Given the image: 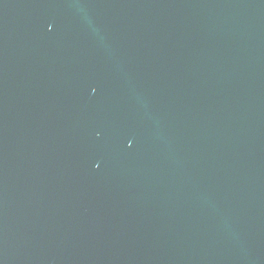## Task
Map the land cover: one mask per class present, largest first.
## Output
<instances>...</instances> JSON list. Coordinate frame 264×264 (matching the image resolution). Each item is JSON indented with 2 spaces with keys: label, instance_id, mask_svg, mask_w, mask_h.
Segmentation results:
<instances>
[{
  "label": "water",
  "instance_id": "obj_1",
  "mask_svg": "<svg viewBox=\"0 0 264 264\" xmlns=\"http://www.w3.org/2000/svg\"><path fill=\"white\" fill-rule=\"evenodd\" d=\"M0 264H264V0H0Z\"/></svg>",
  "mask_w": 264,
  "mask_h": 264
}]
</instances>
